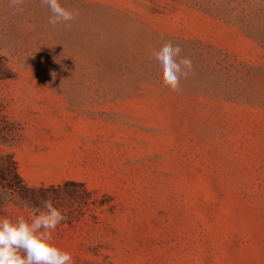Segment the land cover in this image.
<instances>
[{"label": "rangeland", "instance_id": "obj_1", "mask_svg": "<svg viewBox=\"0 0 264 264\" xmlns=\"http://www.w3.org/2000/svg\"><path fill=\"white\" fill-rule=\"evenodd\" d=\"M60 3L78 13L70 26L50 25L41 0H0L13 74L0 79L12 133L0 151L15 152L20 111L42 95L97 111L112 134L83 181L99 204L53 242L72 264H264V0ZM168 42L193 62L179 92L152 55ZM32 214L0 184V218Z\"/></svg>", "mask_w": 264, "mask_h": 264}, {"label": "crops", "instance_id": "obj_2", "mask_svg": "<svg viewBox=\"0 0 264 264\" xmlns=\"http://www.w3.org/2000/svg\"><path fill=\"white\" fill-rule=\"evenodd\" d=\"M35 98L31 103L40 107L20 111L18 116L25 121L15 145L20 173L31 186L87 181L91 164L98 163L94 159L107 162L111 132L94 122L97 111L69 107L70 102L65 100L59 102L64 106H42L59 104L48 100L63 96Z\"/></svg>", "mask_w": 264, "mask_h": 264}, {"label": "clouds", "instance_id": "obj_3", "mask_svg": "<svg viewBox=\"0 0 264 264\" xmlns=\"http://www.w3.org/2000/svg\"><path fill=\"white\" fill-rule=\"evenodd\" d=\"M25 0H10L17 11L22 10ZM41 5L50 10L48 23L69 25L77 12L63 7L60 0H41ZM70 26V25H69ZM180 45L165 43L152 53L157 64V75L164 86L179 92L181 77L193 74V62L182 56ZM55 76V73H52ZM66 217L52 200H44L42 208L33 210L29 218L20 216L15 220L0 218V264H72V254L59 248L52 240V232Z\"/></svg>", "mask_w": 264, "mask_h": 264}, {"label": "trees", "instance_id": "obj_4", "mask_svg": "<svg viewBox=\"0 0 264 264\" xmlns=\"http://www.w3.org/2000/svg\"><path fill=\"white\" fill-rule=\"evenodd\" d=\"M11 77L13 74L7 58L0 53V79ZM3 118L6 125L0 128V134L8 140L12 136L11 122L8 114H4ZM0 184L33 210L42 208V202L51 199L66 217L63 223H73L84 215L85 209L99 204L97 192L83 181L67 180L48 186H30L20 173L19 162L15 152L11 150L5 153L0 151Z\"/></svg>", "mask_w": 264, "mask_h": 264}]
</instances>
